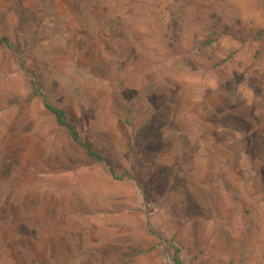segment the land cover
I'll list each match as a JSON object with an SVG mask.
<instances>
[{"label": "rangeland", "instance_id": "374dc122", "mask_svg": "<svg viewBox=\"0 0 264 264\" xmlns=\"http://www.w3.org/2000/svg\"><path fill=\"white\" fill-rule=\"evenodd\" d=\"M176 248L264 264V0H0V264Z\"/></svg>", "mask_w": 264, "mask_h": 264}, {"label": "trees", "instance_id": "16d2710c", "mask_svg": "<svg viewBox=\"0 0 264 264\" xmlns=\"http://www.w3.org/2000/svg\"><path fill=\"white\" fill-rule=\"evenodd\" d=\"M1 40L5 41L4 38ZM37 89L39 90L40 88L37 87ZM37 94L39 96H42L44 107L54 115L56 124L69 130L72 139L86 151V154L97 161L105 163L108 166V169L111 174L114 175L115 169L108 164L106 158L99 151L93 149L90 142L81 139L80 134L74 124L66 119L64 110L52 104L45 95L40 93V91H37ZM177 252L178 249L176 248L173 261L175 262V264H183L182 261L179 259Z\"/></svg>", "mask_w": 264, "mask_h": 264}]
</instances>
